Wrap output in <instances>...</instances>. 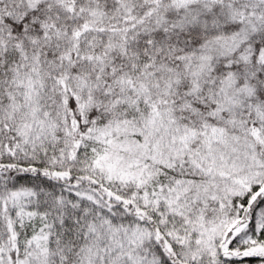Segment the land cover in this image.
<instances>
[{
	"label": "snow or ice",
	"instance_id": "1",
	"mask_svg": "<svg viewBox=\"0 0 264 264\" xmlns=\"http://www.w3.org/2000/svg\"><path fill=\"white\" fill-rule=\"evenodd\" d=\"M0 264H264V0H0Z\"/></svg>",
	"mask_w": 264,
	"mask_h": 264
}]
</instances>
